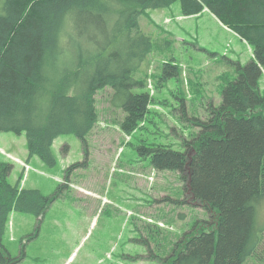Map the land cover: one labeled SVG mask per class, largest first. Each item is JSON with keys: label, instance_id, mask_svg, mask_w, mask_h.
Listing matches in <instances>:
<instances>
[{"label": "trees", "instance_id": "16d2710c", "mask_svg": "<svg viewBox=\"0 0 264 264\" xmlns=\"http://www.w3.org/2000/svg\"><path fill=\"white\" fill-rule=\"evenodd\" d=\"M176 2L182 17L213 13L251 45L254 59L236 62L237 77L223 86L222 103L211 105L207 120H189L199 130L182 140L183 149L138 147L157 170L178 171L188 202L208 215L174 244L169 264L264 261V0H4L0 132L25 133L29 155L55 167V140L74 133L87 145L99 121L96 95L108 86L110 104L125 115L123 132L143 127L155 101L149 76L159 88L184 68L173 59L149 75L154 42L140 19ZM11 169L0 166V264L18 262L2 245L13 211L43 216L55 199L22 187V178L12 185Z\"/></svg>", "mask_w": 264, "mask_h": 264}, {"label": "rangeland", "instance_id": "374dc122", "mask_svg": "<svg viewBox=\"0 0 264 264\" xmlns=\"http://www.w3.org/2000/svg\"><path fill=\"white\" fill-rule=\"evenodd\" d=\"M180 13L176 2L141 16V27L154 42L149 75H158L163 62L173 59L184 74L159 88L149 76L147 89L155 101L134 133L121 129L125 115L111 105L110 86L96 95L99 121L87 145L74 133L55 140V167L29 155L25 133L0 132V166H12L8 181L15 185L22 178L25 188L55 195L43 216L16 210L10 215L2 245L17 264H169L174 244L197 220L208 218L186 199L181 174L157 170L138 147L183 149L182 140L199 130L189 120L210 117L211 105L222 103L223 86L237 77L236 62H250L253 50L210 11ZM260 85L264 91V70ZM244 264L264 261L252 256Z\"/></svg>", "mask_w": 264, "mask_h": 264}, {"label": "crops", "instance_id": "0c3cea01", "mask_svg": "<svg viewBox=\"0 0 264 264\" xmlns=\"http://www.w3.org/2000/svg\"><path fill=\"white\" fill-rule=\"evenodd\" d=\"M29 169H30V166H29ZM29 171V170H28ZM25 182V181H24Z\"/></svg>", "mask_w": 264, "mask_h": 264}]
</instances>
